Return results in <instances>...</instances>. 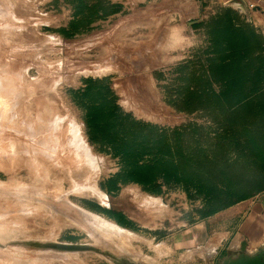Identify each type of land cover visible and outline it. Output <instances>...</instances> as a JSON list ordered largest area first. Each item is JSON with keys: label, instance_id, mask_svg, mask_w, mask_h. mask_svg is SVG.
I'll return each mask as SVG.
<instances>
[{"label": "rangeland", "instance_id": "374dc122", "mask_svg": "<svg viewBox=\"0 0 264 264\" xmlns=\"http://www.w3.org/2000/svg\"><path fill=\"white\" fill-rule=\"evenodd\" d=\"M108 1L103 13L97 0H0V50L15 61L0 74V122L32 125L48 146L22 140L13 156L0 153V215L20 209L3 219L2 241L16 236L0 264L234 257L227 238L245 215L252 196L239 195L251 183L222 177L223 154L252 135L229 131L225 103L212 95L261 82L263 35L240 0L205 2L191 33L187 26V45L172 43L162 60L156 1Z\"/></svg>", "mask_w": 264, "mask_h": 264}, {"label": "crops", "instance_id": "0c3cea01", "mask_svg": "<svg viewBox=\"0 0 264 264\" xmlns=\"http://www.w3.org/2000/svg\"><path fill=\"white\" fill-rule=\"evenodd\" d=\"M154 1H156V8L158 11V52H162L163 55H160V57L162 60H166L171 58L169 55H166V52L170 51L172 43H174L175 46H184L185 44L187 45V26H189L191 33V23L197 22L203 13L210 8V5H205V2L216 3V5H226L227 1L229 0ZM236 6L239 7L241 12L244 10L247 20L251 21V24L255 30L260 32L264 39V0H243V2L238 1L236 2ZM147 9V12H149L150 7H147ZM172 20H174V22H171ZM120 26L121 25L119 24L117 25V27ZM124 29L125 28H122L121 30L124 31ZM193 36H195V34H193ZM147 42L148 43L145 42L146 46L144 48L147 55L143 58L148 61L150 56L149 50L151 49H149L150 41ZM133 51L134 49H132V52ZM134 52L140 55L139 47H137L136 51ZM261 87L263 88V92L261 91L262 93L257 96L258 100H256V102L259 103V107L264 108V85ZM260 122L264 124V117H261ZM246 204L247 210L242 221L238 225L237 230L227 238V253L237 250L240 251L242 244L244 245L243 247L247 252H253L259 247H264V189L257 192L251 197V199L247 200ZM212 237L213 241H211V246L217 247L218 241L215 239L216 237L214 235Z\"/></svg>", "mask_w": 264, "mask_h": 264}, {"label": "trees", "instance_id": "16d2710c", "mask_svg": "<svg viewBox=\"0 0 264 264\" xmlns=\"http://www.w3.org/2000/svg\"><path fill=\"white\" fill-rule=\"evenodd\" d=\"M109 4L108 0H97L93 7L100 8L103 13H109ZM74 32H78L77 28H74ZM259 43L264 50V39L261 38ZM262 66L261 82L223 85L219 90L222 94L212 95L225 103L222 111L225 117L231 120L230 127L233 125L232 128L229 127V131H234L237 125V130L243 127L241 129L252 135L242 143L237 142V147L232 146L223 154V163L229 166V169L225 170L226 173L222 177L229 183H251L249 189L239 195V199L253 196L264 189V124L260 122L261 117H264V108L259 107L256 102L257 96L263 92L261 86L264 85V56ZM90 122L87 121L89 126Z\"/></svg>", "mask_w": 264, "mask_h": 264}, {"label": "water", "instance_id": "95a60500", "mask_svg": "<svg viewBox=\"0 0 264 264\" xmlns=\"http://www.w3.org/2000/svg\"><path fill=\"white\" fill-rule=\"evenodd\" d=\"M240 1L243 2V0ZM10 63L15 64V61L9 56L8 50H0V74H6L12 70ZM31 127L32 125L27 128H7L0 122V153L13 156L14 143L16 141L22 140H28V146L48 148V146L40 138L41 133H31ZM19 212L20 209L19 206H17V212L0 215V256L4 259H7V248H13L14 246L16 235H8V241H2L3 219H6ZM243 246L244 245L242 244L237 255L234 257L229 256L217 264H264V247H259L253 252H247ZM43 247L54 248L60 251H77L84 249V246L81 245H67L58 243H47L46 245H43Z\"/></svg>", "mask_w": 264, "mask_h": 264}, {"label": "bare ground", "instance_id": "6f19581e", "mask_svg": "<svg viewBox=\"0 0 264 264\" xmlns=\"http://www.w3.org/2000/svg\"><path fill=\"white\" fill-rule=\"evenodd\" d=\"M146 43H148V42H146ZM145 43V44H146ZM109 54V53H108ZM33 61V60H32ZM32 92V91H31ZM33 167V166H32ZM32 170V169H31ZM97 190V189H96ZM105 227V226H104ZM110 227V226H109ZM108 228V227H107ZM7 229V228H6ZM9 229V228H8ZM110 229V228H109ZM119 231V230H118ZM4 233V231L2 232V234ZM7 233V232H6ZM113 233V232H112ZM9 234V233H8ZM4 235V234H3ZM7 235V234H6ZM10 235H14V234H12V233H10ZM113 236V235H112ZM113 243V242H112Z\"/></svg>", "mask_w": 264, "mask_h": 264}]
</instances>
